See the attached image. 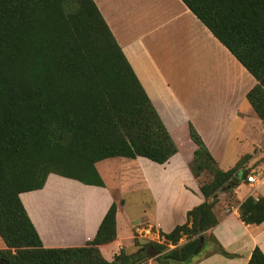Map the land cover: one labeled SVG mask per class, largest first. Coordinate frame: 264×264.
Masks as SVG:
<instances>
[{
	"label": "trees",
	"instance_id": "obj_1",
	"mask_svg": "<svg viewBox=\"0 0 264 264\" xmlns=\"http://www.w3.org/2000/svg\"><path fill=\"white\" fill-rule=\"evenodd\" d=\"M181 2L255 79L246 100L264 123V0ZM189 139L194 179L203 171L214 179L199 184L204 201L186 223L157 232L163 243L135 237V251L123 248L106 260L99 246L117 237L113 202L85 247L45 249L20 194L41 190L50 174L104 188L97 163L143 158L163 165L177 147L93 0H0V264H192L212 245L201 240L218 223L217 192L230 193L244 173L222 170L191 125ZM238 214L244 225L263 226L264 199L246 198ZM182 237L186 243L177 246ZM210 238L206 257H234ZM248 264H264L258 248Z\"/></svg>",
	"mask_w": 264,
	"mask_h": 264
},
{
	"label": "crops",
	"instance_id": "obj_2",
	"mask_svg": "<svg viewBox=\"0 0 264 264\" xmlns=\"http://www.w3.org/2000/svg\"><path fill=\"white\" fill-rule=\"evenodd\" d=\"M93 2L177 147V154L163 165L143 158L128 160L134 166L127 164V170L141 173L129 172L128 178L134 179L131 189L147 192L152 205L136 222L125 216L124 203L118 204L116 240L99 246L104 258L111 261L112 255L122 249L111 248L125 236L124 231L129 241L143 224L148 233L152 228L170 233L186 223L187 212L203 203L199 182L179 159L178 133H188L191 125L221 167L224 160L218 157L219 151L241 145L243 153L255 149L262 122L246 100L247 93L256 85L255 79L181 0ZM250 118L253 123L246 137L243 134ZM254 159L250 158L248 167H252ZM237 161V157L232 159L224 170L231 169ZM102 162L95 165L97 171ZM252 171L258 172L259 184L242 183L235 190L239 203L248 197L264 199V162ZM104 185L85 186L50 174L41 190L19 195L45 249L83 248L94 239L107 210L116 202L113 186ZM115 185L119 194L121 187ZM215 216L218 223L208 233L234 257L214 254L197 258L192 264H248L255 248L264 255V225H244L238 207L224 215L219 206ZM0 245V250L5 249L1 239ZM109 249L111 254L107 257L105 252Z\"/></svg>",
	"mask_w": 264,
	"mask_h": 264
},
{
	"label": "rangeland",
	"instance_id": "obj_3",
	"mask_svg": "<svg viewBox=\"0 0 264 264\" xmlns=\"http://www.w3.org/2000/svg\"><path fill=\"white\" fill-rule=\"evenodd\" d=\"M252 118H250L249 121V125L247 126V132L245 134H243L244 136L248 137V135H250L249 130H250V126L253 123L252 122ZM263 126L264 123H261L260 125V131L259 133H257V137L256 140L257 144L255 146L254 150H251L249 152H242V148L243 145H241L240 147H234L230 148L228 151H219L218 152V157L221 160H224L223 164L221 165V169L224 170L229 166V163H231L232 159H235L237 157L238 161L235 164L236 169L238 171H242L243 174V178L241 180V183L239 184V186L242 183H247L246 178L249 175H254V176H258V172L257 171H252L253 169H255V167L261 165L264 162V131H263ZM177 138L179 141V159L184 163V167L185 170H187V172L193 177L192 172H191V165H192V159H193V153L195 151V149H193V144H191V142L189 141V131L188 133L185 131H182L181 133L177 134ZM223 154V155H222ZM254 156L255 159L253 161V165L252 167H248V163L250 158ZM127 164H131V161H128L127 159H119V158H115L113 160H108L105 162L100 163L97 166V169L100 173V177L103 181V183L107 184L108 187L109 186H113V194L116 197V202L117 204L120 203V201H123L124 203V208H125V216L128 215L130 217L131 220L133 221H140V217L143 215V213L145 211H148L150 209V206L152 205V200L149 196V194L147 192H145L142 189H135L132 190L131 189V185H134V183H132L134 181L133 178H128L129 172L130 171H135V173H131V174H141L140 171L137 170H133L130 169L129 171L127 170ZM231 165V164H230ZM134 166V165H133ZM141 167V165H139ZM234 167V166H233ZM232 167V168H233ZM101 169V171H100ZM194 178V177H193ZM214 176L212 173L208 172V171H203L201 173H199V178H198V182L201 185L203 184H209L213 181ZM121 180V181H120ZM115 184L120 185V190H122L119 194L118 192H116V188H115ZM105 186V185H104ZM238 186V187H239ZM251 186V185H250ZM234 188L233 190L230 191V193L227 194H223L220 192H217V196L219 197V199L217 200V202H222L221 205H218L217 207L220 206L221 210L223 211L224 215H228L229 212H231L232 208L236 209V207L239 206V203H235V190L238 188ZM119 190V191H120ZM125 219V217L123 218ZM120 226V225H119ZM191 227V223H189V226ZM141 229L143 228L144 230L139 229L138 232L134 233L133 235H131V240L129 241L128 238L126 237V233L124 231V235L122 239H120L118 241V243H116L115 247L111 248L112 250H115L118 246H121V248L125 249V251L127 252H133L135 251L134 246H133V240L136 237L137 242L143 243L145 241H153V242H158L161 243L162 241H164L162 238H158L157 235V231L156 232H151L148 233L147 230L148 229L147 226H145V224H143L141 227ZM120 231V228H119ZM209 230H207L205 233H203V238L201 240V244L203 242H207L212 244L210 246V248H208L206 251H204V253H202L199 257H195L193 261H196L197 258L200 257H204L206 256L208 253H211V247L214 246L213 243H211V234L208 233ZM123 235V234H122ZM163 243V242H162ZM184 243H186V237H182L180 239V241L178 242L177 246H181ZM1 246V245H0ZM167 248L169 250L174 249L175 246H172L170 244H167ZM116 251V250H115ZM137 251V250H136ZM119 252L116 251L115 254H117ZM110 253V249L105 252V255L107 257H109ZM114 255V254H113ZM112 255V258H113ZM147 264H161L157 261H148Z\"/></svg>",
	"mask_w": 264,
	"mask_h": 264
},
{
	"label": "built area",
	"instance_id": "obj_4",
	"mask_svg": "<svg viewBox=\"0 0 264 264\" xmlns=\"http://www.w3.org/2000/svg\"><path fill=\"white\" fill-rule=\"evenodd\" d=\"M246 181L249 185L251 186H256L257 184H259V181L258 178L254 175H249L247 178H246Z\"/></svg>",
	"mask_w": 264,
	"mask_h": 264
},
{
	"label": "water",
	"instance_id": "obj_5",
	"mask_svg": "<svg viewBox=\"0 0 264 264\" xmlns=\"http://www.w3.org/2000/svg\"><path fill=\"white\" fill-rule=\"evenodd\" d=\"M262 129H263V131H264V126H263V128H262Z\"/></svg>",
	"mask_w": 264,
	"mask_h": 264
}]
</instances>
